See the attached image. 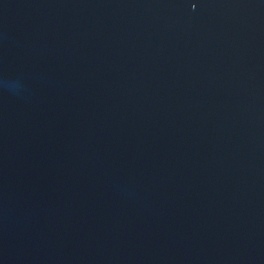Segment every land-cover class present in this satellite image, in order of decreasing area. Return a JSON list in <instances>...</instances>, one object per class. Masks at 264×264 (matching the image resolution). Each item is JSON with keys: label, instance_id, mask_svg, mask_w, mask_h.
<instances>
[{"label": "water", "instance_id": "obj_1", "mask_svg": "<svg viewBox=\"0 0 264 264\" xmlns=\"http://www.w3.org/2000/svg\"><path fill=\"white\" fill-rule=\"evenodd\" d=\"M0 264H264V0H0Z\"/></svg>", "mask_w": 264, "mask_h": 264}]
</instances>
